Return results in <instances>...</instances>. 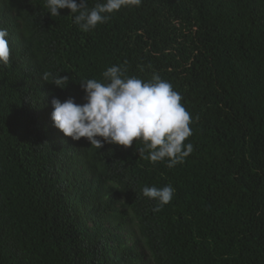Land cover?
I'll list each match as a JSON object with an SVG mask.
<instances>
[{
    "label": "trees",
    "instance_id": "16d2710c",
    "mask_svg": "<svg viewBox=\"0 0 264 264\" xmlns=\"http://www.w3.org/2000/svg\"><path fill=\"white\" fill-rule=\"evenodd\" d=\"M46 11L45 0H0L11 48L0 65V264H264V0H142L88 33L68 9ZM113 65L182 95L194 146L183 164L53 126L52 98L83 104L80 82ZM168 184L173 200L154 213L142 188Z\"/></svg>",
    "mask_w": 264,
    "mask_h": 264
},
{
    "label": "clouds",
    "instance_id": "9594fccd",
    "mask_svg": "<svg viewBox=\"0 0 264 264\" xmlns=\"http://www.w3.org/2000/svg\"><path fill=\"white\" fill-rule=\"evenodd\" d=\"M141 3L142 0H98L89 9L87 0H45V7L51 17L61 16L59 10L68 9L73 23L88 33L107 23L113 13ZM10 56L9 31L0 27V65L9 66ZM50 75L43 74L45 82ZM101 75L103 81L88 78L80 82L83 104L73 98L63 102L52 98L53 126L73 141L85 138L96 149L105 143L127 149L135 141L143 145L136 149L139 155L147 152L144 158L152 163L166 162L169 169L183 164L194 151L193 144L185 142L193 135V118L172 84L155 73L148 81L129 76L127 69L119 65L108 67ZM68 81V76L58 75L51 83L64 89ZM174 194L171 184L142 188V195L155 202L154 213L170 204Z\"/></svg>",
    "mask_w": 264,
    "mask_h": 264
}]
</instances>
